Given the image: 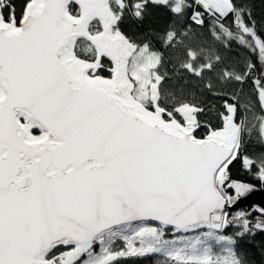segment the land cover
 <instances>
[{"label":"snow or ice","instance_id":"1","mask_svg":"<svg viewBox=\"0 0 264 264\" xmlns=\"http://www.w3.org/2000/svg\"><path fill=\"white\" fill-rule=\"evenodd\" d=\"M262 190L245 0H0V264H249Z\"/></svg>","mask_w":264,"mask_h":264},{"label":"trees","instance_id":"2","mask_svg":"<svg viewBox=\"0 0 264 264\" xmlns=\"http://www.w3.org/2000/svg\"><path fill=\"white\" fill-rule=\"evenodd\" d=\"M245 2L250 5L258 23H264V0H245ZM129 30H133L131 26ZM257 187H260V185L257 184ZM240 244L241 251L246 254L249 264H264V234H257L255 239L248 237ZM158 260H162V257L153 256L151 259L128 258L123 264H157Z\"/></svg>","mask_w":264,"mask_h":264},{"label":"water","instance_id":"3","mask_svg":"<svg viewBox=\"0 0 264 264\" xmlns=\"http://www.w3.org/2000/svg\"><path fill=\"white\" fill-rule=\"evenodd\" d=\"M252 203H257L261 206H264V190L252 194L247 200L240 204V207L248 208Z\"/></svg>","mask_w":264,"mask_h":264}]
</instances>
